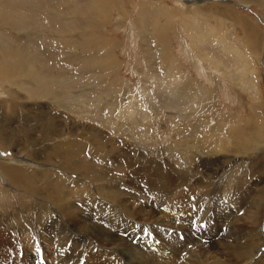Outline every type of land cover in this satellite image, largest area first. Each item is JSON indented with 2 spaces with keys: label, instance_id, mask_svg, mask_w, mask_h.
Wrapping results in <instances>:
<instances>
[{
  "label": "rangeland",
  "instance_id": "rangeland-1",
  "mask_svg": "<svg viewBox=\"0 0 264 264\" xmlns=\"http://www.w3.org/2000/svg\"><path fill=\"white\" fill-rule=\"evenodd\" d=\"M102 1L108 7V9L106 8L108 11H106L109 13L110 10V15L108 14L103 22L99 21V24L93 23L84 26L85 19L89 16L92 17L90 13L92 8L89 4L85 7L83 0H0V66L6 62L8 64L6 73L9 75L6 78L5 76L0 78V87L2 88L0 92H2L1 90L6 91L8 95L5 99L6 105L12 103L11 106L9 105L10 108L7 107L5 111L6 118L9 120L8 124L2 123L0 119V129L6 127L5 136L8 142L6 151H0V160L7 164L6 167L18 168L17 165L20 166L29 175L30 173L47 172L44 180H42L44 177H32L35 188H44V184L48 183L54 185L56 191L60 190L62 193L67 191L68 203L77 208V212L75 210L74 212L78 214L80 206V212L87 215L86 223L98 227L99 223L93 218L94 209L90 206L91 203L96 201L101 203L100 200H102H96L95 197L90 196L94 194L96 185L90 182V176H93L94 172L96 174L109 173L106 177L110 175L115 177V185L117 184L119 189L124 190L130 187L127 182H131L138 190L142 189L138 182H143L145 179L144 174L140 175L145 167V158L153 159L150 161L155 160L156 164L162 167L163 173H166L169 167L173 170L177 169L176 171H183L185 174L187 172L186 177L189 174V178L183 180L186 182L179 183L178 180H173L172 185L179 189L174 188L173 190L172 188L171 193L169 192L170 195H167L169 193L165 194L170 198L165 195L160 199L154 196L153 198L147 194V196H141L142 198L139 195L136 197L125 195V199L123 196V203L132 207L133 213L141 215L142 212H145L147 215V218L140 219L142 221L133 218H129V221L140 228L149 226L153 229L169 230L166 232L167 234L165 233L167 237L164 235L163 239L172 241V249L170 244L167 247L172 251H176L173 249L179 242L183 244L196 243L205 247L218 246L225 236L229 235V230H232L230 225L234 217L243 213L239 209L240 206L235 207L229 202L231 194L236 193V186H239L241 190L244 188L251 201L255 199L256 194H263L261 195V204L264 206L262 203L264 201V0H124L128 3L124 8H121L122 13H120V8L115 7L112 0ZM132 5L133 9H128ZM88 11H90L89 14ZM195 12L206 18L204 20L202 16L199 18ZM211 14L216 16L212 17ZM196 17L199 20H196ZM237 18L243 23L246 22L251 28L250 31L256 35L253 36L255 47L251 53L245 48L243 27L234 23V19ZM16 24L17 26H14ZM68 29L75 30L74 37L68 38L74 44L71 43L70 47V45L55 43L54 40ZM81 32L83 34L94 33L116 45V48L114 45L110 50L111 57L118 65L117 70L112 71L111 74L102 70L101 66L104 64L100 62L99 58L101 55L98 48L99 41L88 45L86 41L83 42ZM209 32L213 35L221 34L226 49H222L217 44L215 37L207 34ZM53 35L55 37H52ZM193 36L200 37L199 39L202 41L194 40L195 42H193ZM80 38L82 39L80 40ZM154 38L155 40H153ZM3 42L4 45L6 44L5 46ZM191 42L194 43V46ZM26 48L38 57L34 63V69L38 74L33 79L38 75L40 77L39 80L29 81V83L31 82L30 89L37 86L44 77L53 79L57 83V87L51 84H48L47 87L55 91L58 90L60 95L53 97L55 92H51L50 98H45L47 104L43 99L37 102H28L22 99L24 93H30L27 84H22L24 77L22 75L25 72L23 66H20L24 57L22 51ZM161 49H166L168 54L161 52ZM204 54L214 56L213 59L219 63V68L215 65V68L210 67L205 63L202 58ZM4 57L7 60L3 59ZM19 57L21 58L19 59ZM200 57L202 61H200ZM166 59L167 62H165ZM242 59L247 66L241 65ZM100 69L102 70L101 74H99ZM106 69L110 70L107 67ZM176 70L180 71L178 75H176ZM185 76H188L189 80L197 86L192 88L195 92L194 97H197V94L198 96L203 95L201 101L196 99L197 101L193 104L178 101L172 93L174 87L182 88L181 85L174 82V79H185ZM15 79L20 82V85L17 86L18 90L14 85ZM242 80L247 86L249 85L250 90L246 85V87L244 86ZM59 83L64 86L58 87ZM98 96H100L101 102H105L104 104H114L115 110H124L128 103L135 100L139 101L143 107L142 109L136 107L132 120H117L113 117V113L107 114L96 109ZM56 102L64 104V106L68 104L69 108H72V113L68 114L64 108L56 106ZM2 103L3 99H0V104ZM31 103H42L48 108H35L29 111L23 109V106ZM46 117H52L65 131L73 129V134H65L61 138L62 140L56 142L43 141L45 138H49L47 134L36 132L28 127L33 124L34 120L48 121ZM35 125L36 123L33 126ZM23 128H27L28 131L21 132ZM29 141L36 149L34 160L32 157L25 156L24 151L31 149ZM42 142H46L45 146L40 144ZM78 143L81 146L77 151L75 148ZM58 144L65 146L67 157L72 154L77 157L76 161L81 160L88 164L92 170V173L87 176L89 181L85 180V177L71 173V171L65 173L63 169H60L61 164L57 160L46 161L49 150ZM190 146L191 150L196 148L195 153L193 150H190L188 154L183 152L185 147L189 148ZM123 150V154L125 151L128 152L127 156L129 154L136 156V158L134 157L135 162L128 165L127 169H120V167H124L120 165L122 159L117 163L110 161L112 156L109 155ZM114 169L119 170L112 174ZM137 171H139L138 176ZM131 172H136L133 177L136 180L130 177ZM35 178L36 181H34ZM75 184L76 187H80V190L81 188L83 190L84 188L85 190L92 189L90 190L92 192L89 196L84 195L81 199L76 198L73 192ZM66 185L67 188H65ZM46 188H48L47 185ZM179 193L183 195L180 199L184 200L180 201L181 204L184 207L187 205L188 209L190 207L191 215L189 216L188 214L182 215L183 217L177 216L172 212V209L177 207L176 200L180 196ZM91 197L95 199L92 201ZM43 198L45 197L32 195L28 191L19 189L0 171V218L6 216L7 220L11 218V215L18 214L19 210H25L23 204L33 206L37 210L41 209L40 212L45 216V222L41 221L43 224L50 222L49 219L54 216L64 218L63 212L58 209L62 208L65 202L59 206V204H51ZM79 201L80 203L77 204ZM103 201H107L106 204L112 207L116 205V202ZM199 202L202 205L200 210L197 207ZM142 203L143 206L145 204L146 206L140 209ZM192 211L195 213L192 214ZM21 217L18 225L25 222V216ZM31 217L35 219L34 215ZM126 218L128 217L126 216ZM179 218L185 220V225L183 223L181 226H177L170 223L171 220ZM262 218L263 225L264 210ZM163 220H165L164 223ZM36 225L35 223L34 229H37L35 232L38 235H35L32 228H26L25 230L28 231L25 232L26 234H16L14 235L16 238L10 237L18 244V247L21 245L22 248H20L23 250L20 254L11 244L6 245L1 239V264H15L14 259L21 260L23 255L28 259L34 257L37 264L38 255H42L45 260L47 259L46 264H53L55 261H51L55 256V246L51 241L55 240L53 229L49 228L50 232H42L41 228L39 229ZM240 225L241 223H239ZM11 228L15 227L11 226ZM3 231L8 235L16 233L9 226L7 230L5 228ZM94 231H88V234L77 232L79 236L77 233L73 234L74 238H78L80 242L75 243V245H79V249L75 250L78 264H90L91 257L95 259L96 263L100 260L99 263L104 264H126L131 260L132 254L128 250L131 249L130 245H124L121 251H113L110 248L107 250L101 246L95 248L94 244L86 245L87 241L89 243L94 240V237L91 236ZM170 231L172 234L169 233ZM262 231V240L253 236L252 244L255 247H263V251L250 264H264V229ZM194 234L195 236L192 238L191 235ZM81 235H85L83 239L86 237V240H83ZM184 235H187L188 238L186 239ZM45 237L47 239H44ZM33 238L34 240H32ZM64 246H71L70 241L64 243ZM69 251L73 253L74 249ZM109 253L114 254L115 257L109 256ZM107 260L111 261L107 262ZM162 260L164 261V259Z\"/></svg>",
  "mask_w": 264,
  "mask_h": 264
},
{
  "label": "bare ground",
  "instance_id": "bare-ground-1",
  "mask_svg": "<svg viewBox=\"0 0 264 264\" xmlns=\"http://www.w3.org/2000/svg\"><path fill=\"white\" fill-rule=\"evenodd\" d=\"M83 1L85 3V7H87L88 4H89L91 6V8H92V10H91L92 12H90V11L87 12L88 14L90 12L91 15H92V17L91 16H89V17L86 16L87 18L85 19L84 26H86L87 24H93V23L99 24V21L102 20V22H103V19H105L108 16V14L110 13V10H109V13L107 12L108 11L107 10L108 7L104 4V2L102 0H83ZM184 1H186V0H184ZM112 2L115 5V7H117L118 9L120 8L119 10H121V8H124L125 5L128 3V1L125 2L124 0H112ZM132 7H133V5L131 7H128V9H133ZM263 8H264V6H263ZM120 13H122V10H121ZM195 13L197 14V12H195ZM205 14H207V13H205ZM205 14H203V15L205 16ZM213 15L211 14L212 17H213ZM216 15H214V16H216ZM201 16H202V14H201ZM201 16H200V13H199L198 17L200 18ZM217 17H219V16H217ZM199 18L196 17V20H199ZM204 18H206V17H203V20H204ZM221 19L223 20V18H221ZM153 21H155V20H153ZM65 22H67V21H65ZM234 23L237 24V25H239L240 27H243L244 38H245V48L247 49V51L249 53H251L254 50V47H255V42H254L253 36H256V35H254L250 31L251 28H249V26H248V24L246 22L243 23L242 21H240L237 18L236 20L234 19ZM14 26H17V24L14 25ZM95 26H97V25H95ZM91 29H93V28H91ZM217 30H219V29H217ZM19 31H20V29H19ZM74 31L72 29L71 30L68 29L66 32H63L60 36H58L57 39L54 40L55 43L57 42V43L62 44V45H70V47H71V43H73V42H70L72 40H68V38L74 37V35H73ZM160 31H162V30H160ZM162 33L164 34L163 31H162ZM32 34H33V32H32ZM81 34H83V33L81 32ZM207 34H209V36L210 35L211 36H214L217 44H219L222 49H226V45H225V43H224V41H223V39L221 37L222 36L221 34L217 33V34L213 35L210 32L207 33ZM52 37H55V36L53 35ZM25 38H28V37H25ZM82 38H83V42L86 41L88 43V45H93L95 42H98L99 41L98 48L101 51V55H100L99 58H100V62L104 64V66L103 65L102 66L100 65L101 67H103L102 70L104 69L105 71L110 72V74H111L112 71L117 70L118 65H117L116 61L113 60V58L111 57V54L112 53H111V50L110 49L113 48L114 45H115L113 42H111L109 40H107V41H109V42H107L105 39H102V38L96 36L94 33H91V32H87V33L83 34L82 35ZM82 38H80V40ZM199 38H197L196 36L195 37L193 36L192 37L193 42H195V41L198 42V40H201ZM26 40H31V39H26ZM51 40H53V39H51ZM153 40H155V38ZM193 42H191V43H193ZM80 43H81V41H80ZM203 43H204V41H203ZM3 45H4V42H3ZM192 45L194 46V43ZM196 45H195V47H196ZM73 48H75V47H73ZM85 48H87V47H85ZM114 48H116V45H115ZM8 49H9V46H8ZM165 50L164 49H161V52L167 53ZM19 52H21V51H19ZM22 53H24V57H23V62L20 63V66L21 65L23 66L24 72H25L22 75V76H24L23 79H22V84H24V85L27 84V88L30 91L29 94L24 93L22 99L23 100H26L28 102H37V101L43 99L44 102L47 104L48 102L45 100V98H50V93L51 92H53V91L55 92L53 97H56V96L60 95L58 93V90L55 91L54 89H51V88H48L47 87L48 84H51L52 86H56L57 87V83L55 81H53V79H47V78L44 77V78H42L41 82L37 84V86H34V87H32L30 89L31 82L29 83V81L39 80L40 79L39 75L35 79H33V77L36 74H38V72L34 69V63L38 60V57L32 51L27 50V48L24 51H22ZM213 57H212V55L204 54L202 58H203L204 62L207 63L210 67H212V66L214 67V65H215V66H218V68H219V63L216 60H214ZM1 58H2V56H1ZM20 58L21 57H19V59ZM3 59H6V58L4 57ZM200 59H201V57H200ZM167 61L168 60L166 59L165 62H167ZM200 61H202V59ZM240 62L242 64L241 63H239V64H241L243 66H247V64H245V62H244L243 59ZM106 67L109 68L110 70H107ZM7 68H8V64L6 62L5 63L3 62V65L0 66V78L3 77V76H5V78H6V76L8 75L6 73ZM92 69H94V68H92ZM96 70H97V68H96ZM102 70L100 69V73L99 74L102 73L101 72ZM179 72H180L179 70H176V75H178ZM110 74H108V76H111ZM17 81L18 80H16V83L14 84L16 86V89H17V86L20 85V82H17ZM242 81H243L244 86L245 85L247 86V84L244 83V80H242ZM13 82H14V80H13ZM174 82H176V84H179V85L182 86V88L180 86H176V87L173 88V91H172V93L174 94V96L176 97V99L178 101L191 102L192 104H193V102H196L198 99H200V101H201L203 95L202 96L201 95L198 96V94H197L196 95L197 97H194L195 92L192 90V88L197 87V86L193 82H191V80H189L188 76H185V79H182V78H180V79H174ZM114 84H113V86H114ZM61 86L63 87L64 85L62 83H59L58 87H61ZM165 86H166V84H165ZM9 88H11V87H9ZM0 89H2V88L0 87ZM248 90H250V88ZM1 91L2 92H0V99H3V103L0 104L1 105L0 106V119H1L2 123H6V125H7L8 122H9V120L6 118V114H5L6 112L5 111H6V108L9 107V105L10 106L12 105V103H10L9 105H6L5 99L7 98L8 95H7L6 91L5 92L3 90H1ZM20 92H22V91H20ZM98 98L99 99L97 100V103H96L97 106H95L96 109L97 110H100L101 112H106L107 114L108 113L109 114L113 113V115H114L113 117L116 118L117 120H128V119L132 120V118H133V116L135 114V111H136V107H140V109H142V107H143V105L142 106L140 105L139 101L135 100L132 103H128L124 107V110H115L114 109V104H110V105L104 104L105 102H101L100 96H98ZM55 104H56V106L59 105L60 107L64 108L65 111H67L68 114L72 113V108L70 109L68 104H65V106H64V104H61V103H58V102H56ZM189 104H187V105H189ZM35 105H36V107H34ZM13 106L15 108V105L14 104H13ZM26 106H23V109L24 110H28V111L29 110H32V109H35V108L42 109L43 107L44 108L47 107V105L44 106V105H42V103L41 104H37V103L32 104L31 103V104L26 105ZM190 106H192V105L190 104ZM194 107H193V109H194ZM50 108L52 109V107H50ZM24 114L26 115V113H24ZM47 119H48V121H45L44 120L45 122L44 121H41L40 119H38L37 121H35L33 119L34 120L33 124H31L28 127V128H30L32 130H35L36 132H39V133L40 132H43L44 134H47L49 138H45L44 137L45 139L43 141H54V142H56V141L62 140L61 138L64 137L65 134H69V135L73 134V129L70 128L68 131H65L64 128H61V126L59 127L57 121H54L52 117L47 118ZM35 123H36V125L33 126ZM134 123H136V122H134ZM27 131H28L27 128H23V130H21V132H27ZM5 134H6V127H3V128L0 129V151H6V147L8 145V142L6 141L7 139H6ZM30 144H31V142H30ZM40 144L41 145L44 144L43 146H45L46 142H42ZM80 146H81L80 143H78V144H76V148L75 147L74 148L78 151V150H80V149H78ZM191 146L192 147H195L193 145H191ZM191 146L189 148H186L187 147V145H186V147L184 148L183 152H186L188 154L190 152V150H191L190 149ZM30 148L31 149H27V150L24 151L25 152V156L32 157L33 160H34L35 159V155H36L35 154L36 153V149L32 146V144H31V147ZM192 150H193V148H192ZM113 151H115V150H113ZM46 153H48V152H46ZM123 153H124V150L121 151V152H117V153H113V154L109 155V156H112L110 158V161H112L113 163H117V162H119L118 160H121L122 159L121 160L122 163L120 165L121 166H124V167H120V169L121 168L122 169H127V166L128 165H130L132 162H135L134 157L136 158V156H135V154H129L127 156V154H128L127 151H125V154H123ZM194 153H195V151H194ZM47 156L48 157H47V160L46 161H51V159L57 160L61 164L60 169H63L65 173L71 171V173H73L75 175L77 174L79 177H85V180H88V177L87 176H89L92 173V170L89 168V166H88V164L86 162H83L81 160H77L76 161L77 157H74V155H72V154L71 155H68V157H67V155H66V148L63 145L58 144V145L52 147L49 150V153H48ZM192 156H190V157H192ZM104 159H106V158H104ZM145 159L146 160H144L145 167L143 169V173L142 174L140 173V175H143L144 174L143 176H145V179L143 180V182L142 181L141 182H138L141 185V188H142V189H140L141 191L138 190L135 185L131 184V182H127L128 185L130 186L127 189H125V190L124 189H119L118 188V185L117 184L115 185V183H114V181H115L116 178L115 177H111V175L109 177H106L109 174V173H106V172L103 173V174H96L93 171L94 174H93V176H90L91 177V181L90 182H92L93 184H96V185L94 187V194H92V195H90V193L92 192V191L90 192V190H92V189L85 190V188H84V190H83L81 188V190H80V187L79 188L76 187V184H75V187L73 188V192L75 194L74 197L81 199L84 195L85 196L86 195H88V196L90 195L92 197H95L96 200L97 199H99V200L102 199V200H100L101 203L95 200L96 202L90 204V206L94 209V216H93V218L96 219L97 223H99V227L96 226V225H94V224H87L86 223L87 220H88V218H85V217L87 215L84 214L83 212H80V209H79L80 206L78 208L79 213L76 214V212H77V208H75L76 206L73 205V204L71 205V204L68 203L69 200H68V195L66 194L67 191L64 192V193H62L60 190H57L56 191L55 190V186L54 185H51V184H48V183L44 184L45 185L44 188H41V189H36L35 188L34 183L32 182V179L34 177H37V178L44 177L42 179V180H44L45 179V176H46L45 173H47V172H40V173L37 172V174L36 173L35 174L30 173V175H29V174L25 173V169H21L20 166L17 165L18 168L14 167V166H12V167H6L7 164L5 162L3 163V161L0 160V171H1L2 175L5 176V177H7L11 181V183L14 184V185H16L19 189L24 190V191H28L32 195H38V196H41V197H45V198H43L44 200L46 199L47 202H50L51 204H54V205L55 204L56 205L59 204V206H61L60 204L63 203V202H65V204L63 206L64 208L62 207V208H59L60 210L58 209V211L63 212L62 215H63L64 218L55 217L54 216L51 219L48 218L51 221L48 222V223H46V224H43L45 222V216H43L44 214L40 212L41 209L40 210H37L33 206H29V205L28 206H25L24 204H23V207H24L25 210H23V211L19 210L18 211V214L11 215L10 216L11 218L9 217L10 219H7L6 220V216H5V218H0V242H1V239H2L6 243V245L11 244V246L14 249L17 250V253L20 254L22 252V250H23V249H21L22 248L21 245L19 244L21 248L18 247V244L16 242H14V240L12 238H10V237L16 238L14 235H16V234H19L20 235L22 233L28 232L27 230H25L26 228L27 229L28 228H30V229L32 228V230L34 231L35 235H38V233L35 232V229L36 228L34 229V224L36 223L37 224L36 226L39 227V229L41 228V231L42 232L43 231L44 232H46V231H49L50 232L49 228H52L53 229V233L54 234L53 233L52 234L55 237V240H51L53 242V245L55 246V256H54L53 259H51V261H54L55 260L53 262V264H78L77 252H75V250H76V248L79 249L78 248L79 245H75V243H77L79 241H78V238H74L75 236H73V234H75L77 232H80V233L86 232L88 234V231H92V230H95L94 233L91 235L92 237H94V240L93 241L91 240L89 243L87 241L86 245H91V244L93 245L94 244L93 246L95 248L101 246V248L102 247H104L106 249L107 248H110L113 251H116V250L121 251L124 248L123 247L124 245H130L131 246V249L129 248L128 250L130 251V253L132 254V256H131V260L129 262H127L126 264H171V263H173V264H219V263L220 264H250V263H252L256 259L257 255H259V253L263 251V249H262L263 247L262 248H261V246L260 247H255L254 244H252L253 243V236H256L258 239L262 240L261 239V236L263 235V233H262L263 231L262 230L264 229V224L262 225L261 220L263 219L262 218V213H263V210H264V206H262V204H261V201H262V196L261 195H263V194H261V195L256 194L254 196L255 199L254 200L252 199V201H251V199L249 200V195L246 194V192L244 191V188L241 190L239 186H236V189H237V190H235L236 193L234 195L231 194V196L229 198V202L231 203V205H233V206L235 205V207L236 206H240L239 209L241 211H243V213H240L238 216H235L234 217V219L232 220L231 225H230V228L232 230L231 231L229 230V235H226L225 236V239L222 240L218 244V246L205 247V246H199L196 243L195 244L188 243L189 244L188 245V244H183V243H180L179 242L180 244L178 243L177 246H174V249L173 250H176V251H172L170 249H167V247H168L169 244H170V248H171V246H173V244H171L172 241H167L165 237H164L165 239H163V236L164 235L166 236V234H167L166 232H168L169 230L168 231H164L162 229H157V228L153 229V227H149V226H147L145 228H140L139 226L136 227V224L134 225V224L130 223L129 218H133L135 220L136 219L140 220V219H143L144 217H146L147 215L145 214V212H142L141 215H137V213H133L132 207H128V206H126L123 203V201H122V197L123 196L125 198V195L126 196L127 195H130L131 197H136L137 195H139L140 198H142L141 196H147V195H149V196H152V197L153 196L154 197H158L160 199L161 196L164 197L165 194L169 193L172 188H173V190H174V188H176V187H174V185H172L174 179L178 180L179 183H180L184 179H186L187 177L189 178V174L186 177L187 172L185 174L183 171H176L177 169L176 170H173L170 167L167 169L166 173L165 172L163 173L162 167H160L158 164H156V161L155 160L154 161H150V160H153V159H147V158H145ZM21 166H22V163H21ZM116 166H118V165H116ZM44 169L45 168H43V170ZM117 170H119V169H117ZM117 170H115L112 174H114ZM104 171H105V169L103 170V172ZM138 172L139 171H137V176H138ZM135 173L136 172H131L130 173V177L131 178L135 177ZM192 173H194V172H192ZM27 175H29V176H27ZM125 176H126V174H125ZM188 178H187V180H188ZM133 179H135V178H133ZM63 180H61V181H63ZM34 181H36V178H35ZM75 181H77V180H75ZM183 182H186V180L183 181ZM66 183H67V181H66ZM77 184H80V183H77ZM46 185L48 186V188H46ZM177 186H179V185H177ZM59 187H60V185H59ZM208 187L210 188V186H208ZM62 188H63V186H62ZM65 188H67V185L65 186ZM190 188H191V186H190ZM206 189H208V188H206ZM135 192H137V193H135ZM170 193L167 194V195H170ZM190 193H191V191H190ZM179 194H180L179 198L176 196L177 197L176 202H178L176 204L177 205L176 208H178V207H180V208L179 209H176V208L175 209H172V212H174L177 216H180V215L181 216L182 215H185L186 216V214H188V216L191 215L190 207L188 209L187 208L188 207L187 205H186L187 207L186 206L184 207L181 204L180 201H182L183 198L182 199H180V198L183 195H182V193H179ZM166 197H169V196H166ZM91 198H89V199H91ZM43 199H42V201H43ZM94 199L92 198V201ZM103 200H108V201H110L112 203L113 202H116L115 203L116 205L113 206V207L112 206H109L108 204H106L107 201L105 202ZM141 200H143V199H141ZM163 201H165V200H163ZM87 202H86V205H87ZM79 203H80V201L77 204H79ZM126 203L128 204L129 202H126ZM173 203H175V202H173ZM185 203H187V202L185 201ZM262 203H264V201ZM42 204H43V202H42ZM81 204H82V202H81ZM84 204H83V206H84ZM132 204H134V203L132 202ZM45 205H46V203H45ZM54 205H52V206L55 207ZM134 205H136V204H134ZM198 205L199 206H197V207L200 210V206H202V205H201V203L198 204ZM144 206H146V204ZM144 206H143V203H142V205L140 206V209L143 208ZM201 208L203 209V207H201ZM191 209H192V207H191ZM74 210L76 212H74ZM85 210H87V209H85ZM220 211H222V210H220ZM194 213L195 212L192 211V214H194ZM89 214L90 213H88V215ZM175 214H174V216H175ZM32 215L35 216V219L31 217ZM62 215H60V216H62ZM196 215H200V214H196ZM21 216H25V218H24L25 219L24 220L25 222H24V224L22 222V224H19L18 225V221L22 219ZM57 216H59V215H57ZM126 216L128 218H126ZM148 218H150V217H148ZM184 218H186V217H184ZM180 219L181 218L171 220L170 223H172V225H177V226H181L183 223L185 225V220H180ZM42 220H44L43 223L41 222ZM138 220H137V222H138ZM186 220H188V219L186 218ZM140 221H142V220H140ZM164 222H165V220H163V223ZM239 223H241L240 226H239ZM12 224H14V225H12ZM143 224H144V222H143ZM153 225H154V223H153ZM186 225H188V224H186ZM8 226L10 227V229L14 230L16 233H12L13 235H10V234L8 235V233H6L5 231H3V229H5V228L7 230ZM11 226H13L15 228H11ZM93 227L97 228L98 230L95 229V228H93ZM177 228H179V227H177ZM174 229H175V227H174ZM36 231H37V229H36ZM31 233H32V231H31ZM169 233L172 234L171 231ZM181 233H182V231H181ZM170 234H168V235L170 236ZM77 235H78V233H77ZM83 236H85V235H83ZM83 236H82V239H83ZM184 236L186 237V239L188 238L187 235H184ZM191 236L193 238V236H195V234L194 235H191ZM88 237H90V236H88ZM189 238H190V236H189ZM41 239H43V238H41ZM44 239H47V237H45ZM258 239H257V241H258ZM16 240H18V239H16ZM32 240H34V238ZM170 240H172V239H170ZM28 241H30V240H28ZM69 241L71 243V246L65 247L66 245L64 246V243H68ZM38 242H39V240H38ZM42 242H44V241H42ZM186 243H187V241H186ZM24 245H26V244H24ZM28 245H30V244H28ZM45 246H46V243H45ZM28 247H30V246H28ZM32 247H33V245H32ZM0 248H2V247H0ZM88 248L89 247H87V249ZM34 249H35V247H34ZM40 249L42 250V248H40ZM70 249H74L73 253H71L69 251ZM89 249L91 250V248H89ZM165 249H167V251H165ZM146 250H147V252H145ZM171 251H172V253H169ZM109 254L108 255L111 256V257L114 256V254H111V253H109ZM161 254H165V255H161ZM43 255H46V254H43ZM48 255H50V253H48ZM93 257H94V255H93ZM162 259H164V261ZM14 260H15L14 261L15 264L17 262H19L20 264H37V263H35V258L34 257H29V259H28L24 255H23L22 259H21L22 261L20 259H14ZM46 260H45L44 256L38 255V264H46V262H47ZM113 260H115V259H113ZM90 261H91L90 264H104V263H99L100 260L98 261V263H96L95 259L92 258V257L90 258ZM110 261L107 260V262H110ZM0 264H1V262H0ZM79 264H81V263H79Z\"/></svg>",
  "mask_w": 264,
  "mask_h": 264
}]
</instances>
